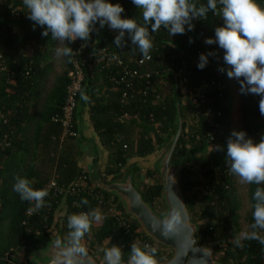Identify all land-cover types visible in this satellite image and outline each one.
I'll return each mask as SVG.
<instances>
[{
	"label": "trees",
	"instance_id": "16d2710c",
	"mask_svg": "<svg viewBox=\"0 0 264 264\" xmlns=\"http://www.w3.org/2000/svg\"><path fill=\"white\" fill-rule=\"evenodd\" d=\"M195 2L198 5L206 4L207 0ZM256 2L264 7V0ZM110 3H120L123 6L125 11L121 14L122 18H137L140 21V13L132 0H112ZM19 5L26 11L22 0H19ZM192 23L195 25L194 30L186 31L184 35L171 37L163 27L158 32L150 33L153 43L151 60L141 69L158 71L159 74L154 75L147 98L136 94L123 102L125 85L112 83L109 77L111 69L102 68V65L83 84L82 89L89 96L91 122L102 144L109 151L103 175L98 166L92 172L80 166L77 157L78 137L61 142L62 125L53 120L62 113L66 103L71 63L68 71L56 78L52 91L44 94V87L52 72L51 53L59 46L58 42L51 39V33L42 37L43 28L39 26L33 30V22L28 18L13 24L8 12L0 11V53L6 56L14 70V78L10 84L6 80V74L0 77V110L5 117H10L7 125L0 126V133L10 132L12 138L11 145L0 153V264H7L4 258L11 250L12 259L20 260L21 264H31L30 255L44 248L52 238H66L69 215L86 212L91 208H98L102 219L93 222L91 233L85 236L84 243L88 249L87 255L93 256L100 264L103 260L101 249L111 247L112 244L122 248L126 261L131 243L137 236L146 237L157 249V263L170 260L173 256L172 249L159 245L146 236L139 223L126 213L119 199L106 191V196L113 197L124 211V218L130 224L128 228L118 226L105 208L99 207L87 194H81L54 204V215L49 227L42 228L39 235L33 234L28 231L32 230L29 226L23 225L30 203L20 199L19 194L13 190V184L17 175L29 179L34 189H41L55 172L58 184L65 186L72 185L81 174L88 177L90 184L98 176L103 182L110 183L124 180L129 174H133L134 184L144 200L156 212L163 214L166 204L157 167L138 170L135 169L136 163L131 161L137 159L139 162L165 152L178 130L179 114L182 130L171 163L183 162L178 180L192 221L197 224L196 244L212 246L214 258L222 264H264V245L253 240L245 241L244 247L239 248L232 242V237L252 221L250 204L255 186H241L234 174L229 177L222 171L206 169L205 176L211 179L213 190L206 189L193 167L198 165L206 168L211 161L216 165H224L226 154L220 155L222 152L213 151L215 145L221 144L206 136L209 127L204 117L198 121L194 119L193 107L183 99L181 86L174 72L185 61V74L190 85L203 88L213 107L222 111L228 136L236 130L233 125L231 86L235 85L239 95L240 126L236 131H245L254 142H259L260 135L264 132V116L259 111L260 97L241 94L239 82L227 77L228 66L223 61V49L221 54L209 59L204 69L197 67L198 51L215 46L207 45L204 41L209 37L214 38V29L223 26V19L210 11L207 20L194 19ZM96 27L99 28V24ZM116 35L118 32L104 45L125 63L136 66V62L143 58L139 50H130L131 41L127 34V47L117 49L113 44ZM99 36L100 33L97 35L93 32L90 43H96ZM189 38L194 42L189 43ZM79 41L77 39L69 46L76 48ZM29 63H32L33 71L31 77L26 78L20 72ZM221 67L225 68L224 72L218 71ZM217 82L225 84L223 90H219ZM80 100L79 94L78 101ZM18 103L22 107H18ZM9 111L13 112L12 115H9ZM125 114L128 116L124 121H119V117ZM73 129L79 131L76 114ZM94 158L97 162L98 154ZM82 198H86L89 204H81ZM245 199L249 209L244 214ZM62 204L66 208L61 210L63 215L55 223V212ZM38 223V217L30 221L32 228H36ZM140 246L143 247L142 244Z\"/></svg>",
	"mask_w": 264,
	"mask_h": 264
},
{
	"label": "clouds",
	"instance_id": "9594fccd",
	"mask_svg": "<svg viewBox=\"0 0 264 264\" xmlns=\"http://www.w3.org/2000/svg\"><path fill=\"white\" fill-rule=\"evenodd\" d=\"M22 3L27 18L33 22V30L37 26L43 28L42 37L51 33V39L59 45L55 48V57L61 60L67 58L69 63L74 55L69 44L80 39L85 42L81 48L87 46L92 33L99 35L106 25L118 32L113 41L117 49L127 47V34L131 41L130 50L136 52L138 49L144 59H151L153 43L150 33L163 27L171 37L184 35L186 31L194 30V19L207 20L211 11L223 19V26L215 27L214 38H206L204 43L218 44L223 49V61L228 66L227 77L239 82L241 94L260 97L259 111L264 116V7L256 0H207L206 4L199 5L195 0H132L140 13V21L137 18H122L123 6L108 0H22ZM193 42L189 38V43ZM215 55V52L201 53L197 67L204 69L209 56ZM218 71L224 72L225 68L221 67ZM79 94L83 101H89L83 89ZM213 151L223 152L224 147L217 144ZM225 159L240 183L255 186L250 204L252 221L232 237V242L239 248L244 247L245 241L253 240L264 245V133L260 135L259 142H254L245 131L233 130L227 139ZM14 180L13 190L22 201L33 205L28 209L30 212L45 206V197L49 195L47 189H34L29 179L19 175ZM81 204L88 205L89 201L82 198ZM101 219L98 208L67 217V236L65 239L58 237L55 241L56 247L61 249L58 253L60 264H77V257L87 256L84 238L91 233L93 222ZM180 226V213L174 211L159 231L167 238L179 232ZM101 251L102 264H157V249L148 244L141 247L138 241L131 243L126 261L120 246L112 244Z\"/></svg>",
	"mask_w": 264,
	"mask_h": 264
},
{
	"label": "built area",
	"instance_id": "2783aa9c",
	"mask_svg": "<svg viewBox=\"0 0 264 264\" xmlns=\"http://www.w3.org/2000/svg\"><path fill=\"white\" fill-rule=\"evenodd\" d=\"M112 0H108L110 2ZM0 11L8 12L12 20V23H18L23 19L27 18L26 11L22 9L19 5V0H0ZM85 42L80 40L78 46L73 48L74 55L71 60V70L68 73L70 82L67 87V98L66 103L61 114L56 115L53 120L59 122L62 125L63 131L60 137L61 142L65 141L67 138H77L79 137V131L73 129V123L75 118V112L78 108V97L80 90L83 87V84L88 79V77H93L95 74L96 68L102 65V68L111 69L110 81L116 85L123 83L126 87V92L123 94V102L128 98H132L134 95H143L148 97V92L153 85L152 79L155 74H159L158 71H143V68L147 62L151 59L141 58L136 62V66L132 67L128 63H125L123 59L120 58L117 54L109 50L108 46L102 45L96 47V43H88L87 46L81 48V45ZM212 49L199 50L198 55L201 53L215 52L216 54H221V49L218 44ZM93 48L95 49L94 55ZM216 56V55H215ZM215 56H209V59L214 58ZM33 68L32 63L26 64L21 75L26 78H30ZM186 63L185 61L175 70L174 76L179 81L181 86V93L183 99L191 103L193 107V117L196 121L204 117L206 124L209 127V131L206 133V136L211 140H217L224 147V152L220 155L226 154L227 147V127L222 120L223 113L221 110H216L211 101L208 99L206 91L203 88L198 86L190 85L189 79L186 76ZM6 74V80L10 84L14 78V70L11 67V63L8 61L6 56L3 53H0V77ZM215 84V81H213ZM219 90H223L225 84L217 82ZM21 103H18V107H22ZM13 112L9 111V115H12ZM128 116L119 117V121H124V118ZM10 117H5L0 110V126L7 125L9 123ZM160 125V124H159ZM263 133V132H262ZM261 133V134H262ZM12 143L11 133L5 132L0 133V153L2 150L8 148ZM127 145H125V148ZM226 156V155H225ZM224 165H216L212 161L208 164L206 168L196 165L193 167V170L200 176L202 183L206 185V189L211 190V179L206 178L205 170L211 169L216 171H222L225 175L233 177V174L229 170V163L224 157ZM229 186L227 185L226 188ZM41 189H47L49 195L45 197V206L35 212H30L28 209L33 205L30 204L26 210V219L23 221L24 226H29L32 230H28L33 234L39 235L42 228H48L50 225V220L53 214V205L59 204L60 200H65L67 197L75 198L79 197L81 194H87L90 198L97 202L99 207L105 208L110 217H112L120 227L128 228L130 224L124 218V211L119 208L118 202L115 199L108 198L104 190L100 189L95 182L89 183L88 177L86 175H79L76 178V181L69 186L59 185L58 184V175L55 172L51 178L43 185ZM213 190V189H212ZM66 205L55 212V223L60 219V216L63 215L61 210L65 209ZM34 217L39 218V223L36 225V228H32L30 221ZM35 229V230H33ZM147 236V235H146ZM134 241H138L139 244H148L153 246L146 237L137 236ZM13 250L8 252L4 258V261L7 264H21L20 260L12 259Z\"/></svg>",
	"mask_w": 264,
	"mask_h": 264
},
{
	"label": "water",
	"instance_id": "95a60500",
	"mask_svg": "<svg viewBox=\"0 0 264 264\" xmlns=\"http://www.w3.org/2000/svg\"><path fill=\"white\" fill-rule=\"evenodd\" d=\"M178 130L166 151L157 164V169L163 183V198L166 211L163 214L156 212L143 198L134 184L133 174H129L124 180L106 183L99 177L95 184L107 193L117 197L122 203L126 213L141 226L145 234L159 245L171 248L173 256L170 260L157 264H222L214 258L212 246L197 245L195 233L197 224L192 221L186 207L183 194L179 186V173L183 162L171 163L172 154L179 140L182 122L178 115ZM195 153V152H194ZM194 153L191 155L193 156ZM179 212L181 216L180 231L172 236L164 237L159 231L163 223L173 212ZM56 238H52L47 245L30 255L31 264H60L58 249L55 245ZM77 264H100L96 259L87 255L77 257Z\"/></svg>",
	"mask_w": 264,
	"mask_h": 264
},
{
	"label": "crops",
	"instance_id": "0c3cea01",
	"mask_svg": "<svg viewBox=\"0 0 264 264\" xmlns=\"http://www.w3.org/2000/svg\"><path fill=\"white\" fill-rule=\"evenodd\" d=\"M116 33L117 31L110 30L106 25L102 30H100V36L95 46L99 47L106 44L110 40V38ZM54 52L55 51L51 53L50 64L52 66V72L44 87L45 88L44 94L48 93L49 91H52V87L54 85L56 78L65 74L70 67V63L67 62V58H64L62 60L57 59L55 57ZM90 110H91L90 102L89 101L85 102L81 99L76 112V121L79 127V137L77 139V143H78L77 157L80 166L88 169L89 172H92L93 168L98 166L102 170V174L104 175L103 171L108 162L109 151L104 147L101 138L94 129V126L90 118ZM95 154H98L99 160L97 162H95V158H94ZM132 162L136 163L135 169L145 170L141 166V160L138 162V160L135 159L132 160L131 163ZM99 177L100 176L95 178V180H97ZM63 206L64 205L62 204V207Z\"/></svg>",
	"mask_w": 264,
	"mask_h": 264
},
{
	"label": "rangeland",
	"instance_id": "374dc122",
	"mask_svg": "<svg viewBox=\"0 0 264 264\" xmlns=\"http://www.w3.org/2000/svg\"><path fill=\"white\" fill-rule=\"evenodd\" d=\"M232 94H233V102H234V111H233V125H234V129H238L240 126V122H239V113H238V91L237 88L235 87V85H232ZM164 152H161L160 154L156 155V156H150L149 158H145L141 160V166L144 169L147 168H153V167H157L158 161L160 160L161 156L163 155ZM238 179V183L239 185H244L242 183H240L239 178ZM244 195V194H243ZM245 197V196H244ZM244 214L248 211L249 209V205L247 203V200H244ZM159 210H161V207H159ZM245 227V226H244Z\"/></svg>",
	"mask_w": 264,
	"mask_h": 264
}]
</instances>
